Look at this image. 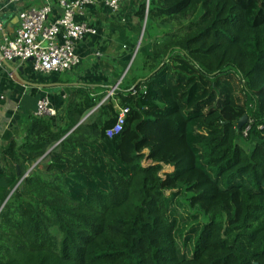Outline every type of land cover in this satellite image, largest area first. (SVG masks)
<instances>
[{"label": "trees", "instance_id": "1", "mask_svg": "<svg viewBox=\"0 0 264 264\" xmlns=\"http://www.w3.org/2000/svg\"><path fill=\"white\" fill-rule=\"evenodd\" d=\"M134 3L129 82L64 85L62 127L0 146V264H264V0Z\"/></svg>", "mask_w": 264, "mask_h": 264}, {"label": "crops", "instance_id": "2", "mask_svg": "<svg viewBox=\"0 0 264 264\" xmlns=\"http://www.w3.org/2000/svg\"><path fill=\"white\" fill-rule=\"evenodd\" d=\"M3 1L0 0V6ZM42 1L21 0L14 5L3 6L0 10V15L5 14L2 32L12 34L16 26V9L30 5L36 6ZM51 2L52 16H55L59 9L55 0ZM135 5L134 0H123L116 10H110L100 2H96L84 9L78 18L92 26L95 33L84 35L75 41L74 49L79 55V62L63 71L65 73L61 75L68 77L64 78L68 80L65 83L51 81L56 77H61L57 75L58 73L33 71L29 60L20 61L16 58L14 61L7 60L14 69L20 68L19 75L22 79L28 82L47 81L52 84L47 87H38L24 83L13 75L0 58V146L5 144L7 136H14L18 142L19 134L16 132L19 129V121L26 112L33 113L36 99L39 97L48 98L55 110V113L48 117L50 124L53 128H60L64 123V85L83 84L92 88L96 93L101 92V89L95 87L102 86L105 93L101 100L105 98L110 88L114 90L118 86L127 68V64L123 67V63L129 62L140 41L141 26L138 32V20L134 16ZM5 132L7 135H3Z\"/></svg>", "mask_w": 264, "mask_h": 264}, {"label": "built area", "instance_id": "3", "mask_svg": "<svg viewBox=\"0 0 264 264\" xmlns=\"http://www.w3.org/2000/svg\"><path fill=\"white\" fill-rule=\"evenodd\" d=\"M21 0H4L3 6H11ZM123 0H55L59 9L52 16L51 0L39 5L16 9V26L12 34L2 32L0 22V54L6 60H29L30 67L40 73H60L79 62L74 43L84 35L94 34L95 29L79 19L84 9L96 2L110 10H116ZM30 58V59H28ZM113 88L104 97L111 95ZM126 107H118L114 123L105 130L111 136L120 130ZM55 113L47 97L36 99L33 114L50 117ZM245 134V131L242 132Z\"/></svg>", "mask_w": 264, "mask_h": 264}, {"label": "rangeland", "instance_id": "4", "mask_svg": "<svg viewBox=\"0 0 264 264\" xmlns=\"http://www.w3.org/2000/svg\"><path fill=\"white\" fill-rule=\"evenodd\" d=\"M134 53V52H133ZM132 56H133V54H132ZM132 56H131V58H132ZM131 58H130V60H129V62L127 63V67H128V65L130 64V61H131ZM134 65H132L131 66V68H130V70L127 72L126 71V73H125V76H124V82H128V79L134 74ZM63 73H65V72H61V73H58L57 75L59 76V75H61V74H63ZM57 78H62V79H64V78H68V77H66L65 75H61V77H57ZM236 142L240 145V146H242L245 150H248L249 149V147L251 146V144H252V142H251V139H248V138H245L244 137V135H243V133L242 134H240L237 138H236ZM186 216V213H185V211L184 210H182V209H180V217L182 218V219H184V220H182V221H179V226H178V236H177V238H178V241H179V239L181 238V237H186V235L187 234H191V235H193V232H194V228H192V226H191V224H193V222L191 221V220H189L187 217H185ZM183 217H185V218H183ZM185 220H187V221H185ZM189 220V221H188ZM191 241V240H190ZM190 241H188L187 242V245L190 243ZM180 246V249H183L184 247L180 244L179 245Z\"/></svg>", "mask_w": 264, "mask_h": 264}, {"label": "water", "instance_id": "5", "mask_svg": "<svg viewBox=\"0 0 264 264\" xmlns=\"http://www.w3.org/2000/svg\"><path fill=\"white\" fill-rule=\"evenodd\" d=\"M4 16H5V14L0 15L1 26H3L2 22H3ZM143 25H144V20L142 21V25H141L140 36L142 33ZM140 36H139V38H140ZM0 58H1L2 62L9 68V70H11L13 75L15 77H17V79H19L22 82L27 83V84H33V85L38 86V87H47V86H50V84H52L51 82H31V81H30L31 82L30 83V82H28V81H26L20 77V75H19L20 74V68L14 69L13 67H11V65H9L8 61L6 59H4L1 54H0ZM28 59H30V58H28ZM11 61H14V58H12ZM245 119H246V114L242 113L235 122V129H238L241 125H243V123L245 122Z\"/></svg>", "mask_w": 264, "mask_h": 264}]
</instances>
